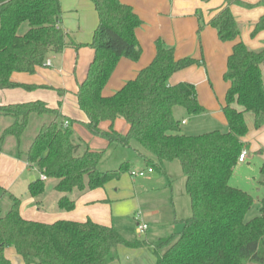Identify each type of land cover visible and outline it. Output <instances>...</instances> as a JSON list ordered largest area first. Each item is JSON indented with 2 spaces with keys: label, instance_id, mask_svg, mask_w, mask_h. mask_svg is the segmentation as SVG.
I'll list each match as a JSON object with an SVG mask.
<instances>
[{
  "label": "trees",
  "instance_id": "obj_1",
  "mask_svg": "<svg viewBox=\"0 0 264 264\" xmlns=\"http://www.w3.org/2000/svg\"><path fill=\"white\" fill-rule=\"evenodd\" d=\"M91 1L98 15L88 44L94 54L74 94L78 108L86 115L82 125L109 143L131 147V142H136L139 147L132 149L148 168L165 172L167 164L177 161L191 215L180 221L182 229L178 233L154 242L127 240L112 226L90 219L52 223L26 219L19 211L20 198L8 193L10 204L5 212L0 209V264H12L4 254L10 247L24 264H109L117 259L119 246H152L154 264H264V196L259 201L260 214L245 221L253 199L246 191L229 185L238 156L248 146L245 136L264 126V49L251 50L238 41L240 24L230 11L232 4L252 5L224 0L207 23L220 41L234 42L223 74L228 83L222 107L227 129L190 135L181 132V121L174 117L173 109L201 113L195 87L188 82L170 85L168 78L178 70L203 64V60L176 59L173 49L157 40L152 62L114 94L103 96L102 89L118 61L140 57L135 31L141 20L130 6L118 0ZM260 4L264 6V0ZM61 14L60 0H0V89L51 88L17 83L10 76L14 72L33 74L45 66L50 53L82 46L60 26ZM23 25L26 29L20 33ZM261 30L264 15L254 23L251 36ZM55 91L59 96L66 92ZM32 114L52 118L38 128L27 150L19 153L46 179L55 181V191L62 194L58 201L61 209L74 208V201L67 196L73 190L102 188L130 173L127 163L117 169L100 170L104 151L90 149L71 128L74 120L41 100L0 105V115L12 119L0 140L12 136L19 143ZM116 119L126 122V132L114 129ZM65 120L68 127L63 125ZM102 122L109 123L107 130L101 129ZM259 172V184L264 187V161ZM44 189V180L38 179L29 184L28 193L36 197Z\"/></svg>",
  "mask_w": 264,
  "mask_h": 264
},
{
  "label": "crops",
  "instance_id": "obj_2",
  "mask_svg": "<svg viewBox=\"0 0 264 264\" xmlns=\"http://www.w3.org/2000/svg\"><path fill=\"white\" fill-rule=\"evenodd\" d=\"M118 1L130 6L141 20V25L135 31L136 39L141 47V55L136 61L127 58H121L118 61L102 89V95L114 94L127 81L134 79L141 69L148 66L156 53V41L160 40L165 47L173 49L176 59L192 57L203 60V64L178 70L168 78L170 85L180 82L193 84L197 101L203 108L201 113L194 115L181 107L173 109L174 117L181 121V132L193 135L206 133V131L197 130L207 128H212L207 132L216 130V128L226 130L227 122L222 107L228 83L224 81L223 74L234 42L220 41L216 30L207 24L216 10L223 5L224 0L206 2L201 0ZM241 1L252 7L238 4L230 6L233 17L240 24L238 41L251 50L264 49V30L251 36L254 23L264 15V6L260 4L263 0ZM60 6L62 11L60 26L68 33L70 39L82 46L77 49L67 46L59 53H50L46 60H49L51 65L39 67L33 74L12 73L10 79L14 82L47 86L52 89L43 87H37L32 91L22 88L0 89V105L41 100L49 107L59 108L63 116L74 120L71 128L76 135L81 137L90 149L101 150L98 148H105L107 141L92 135L82 125L86 120V115L78 108L74 95L78 84L84 80L93 58L94 51L88 44L98 24V15L91 0H60ZM200 24L203 26L198 32ZM55 89H63L66 92L59 96ZM10 124V121L5 122L3 130ZM108 126V122L100 124L103 130H107ZM113 126L120 133L128 129L123 119H116ZM244 141L248 145L246 148L249 151L248 156L253 153L262 163L264 161V126L250 130ZM19 152V150L14 151L12 147L0 151V191L4 193L0 195V198L8 193L19 197L21 216L38 222L52 223L58 220L83 222L90 219L98 224L112 226L119 230L114 223L117 216H123L139 207L140 199L136 194L135 185L147 183L149 180L143 179L144 175L141 176L142 178H136L128 173L131 185L128 181L127 187L113 180L114 182L110 181L102 188L84 192L73 190L67 196L74 201V208L64 210L58 206L62 194L55 191L54 180L45 179L43 193L36 197L30 196L28 186L31 182L40 179L41 174L37 166L28 164ZM49 181H51L50 188L47 185ZM156 202L162 208L141 214V220L150 225L154 222L157 227L151 229L150 225L145 223L146 231L151 229L143 238L148 242H154L172 234L165 235L167 232L163 231L170 218L163 206L164 201L157 200ZM141 220L137 215L135 225L139 221L142 222ZM117 253V259L109 264H154L156 259L152 246L141 248L119 246ZM4 254L12 264H24L14 248L5 249Z\"/></svg>",
  "mask_w": 264,
  "mask_h": 264
},
{
  "label": "rangeland",
  "instance_id": "obj_3",
  "mask_svg": "<svg viewBox=\"0 0 264 264\" xmlns=\"http://www.w3.org/2000/svg\"><path fill=\"white\" fill-rule=\"evenodd\" d=\"M25 29L26 25H23L20 28V33L25 31ZM51 118V116L46 114L43 116L35 114L30 115L26 128L24 129L20 137L19 143L14 137L7 136L3 140H0V151L6 150L10 147H12L14 151H26L31 141L33 140L35 134L37 133L38 128L43 123L49 122ZM8 121L12 123L11 118L0 115V138L5 122ZM247 121H251L250 115L247 116ZM209 130H212V128L197 131L207 132ZM216 130L222 132L226 131L223 128H216ZM133 147H139V145L134 141L131 142V147H123L121 145L107 142L105 148H98L104 151L102 161L99 165L100 170L105 171L117 169L123 163L128 164L130 171H137L142 168H146L147 166L145 165L144 161H141L140 157L136 155V152L132 149ZM247 153H249L248 150ZM21 157L23 158V155H21ZM260 164L261 162L258 160V157L252 153L250 156H247L246 160L243 163L238 162L236 164L229 178L230 186L237 187L246 191L251 195L253 199V203L245 215V221H248L260 214L259 201L264 196V187L259 184L262 179L259 172ZM146 169L144 170L143 179H149L147 183L135 185L136 194L140 199L139 207L134 208L132 212L129 211L123 216H117L114 221L119 230H117L115 227L113 228L120 232L123 237L127 240L143 239L151 229L157 228L155 227L156 224L154 225V222H151L150 225L149 223L144 222V220H141L142 213L152 212L158 209L159 207L162 208V206H159V203L156 202L157 200L164 201L165 205L163 206L165 208V211H168V214L170 216L169 222L166 225L167 227L165 226L163 228V231L165 230L167 232V234L165 235H169V233L180 232L182 229V224L180 221L186 219L191 215L190 200L185 191L184 176L180 164L177 161L169 163L168 165H166L165 172H160L153 168L151 171H147ZM117 181H119V183L121 185H124L125 187H127V184L129 183L128 181H130L129 185H131V180L128 173L122 175L121 178ZM50 184L51 181L47 182L48 188L51 187ZM2 193L3 192L0 191V195L4 194ZM9 204L10 200L8 195H4L0 198V209L2 212L6 211ZM137 215L139 216V219L142 221V223H147L148 225H150V230H145L142 234H138L136 232L135 218Z\"/></svg>",
  "mask_w": 264,
  "mask_h": 264
},
{
  "label": "built area",
  "instance_id": "obj_4",
  "mask_svg": "<svg viewBox=\"0 0 264 264\" xmlns=\"http://www.w3.org/2000/svg\"><path fill=\"white\" fill-rule=\"evenodd\" d=\"M50 65H51L50 61L49 60H46L45 66H50ZM63 125H64V127H68L69 126V121L65 120L64 123H63ZM247 156H248L247 150L246 149H243L240 152L239 156H238V162H244L246 160ZM146 170L147 171H151L152 168L149 167ZM130 175L133 176V177H141V176L144 175V170H140V171H130ZM40 179L41 180H45L46 177L43 176V175H40ZM146 229H147V225L145 223H142V222L139 221L136 224V232L138 234H142Z\"/></svg>",
  "mask_w": 264,
  "mask_h": 264
}]
</instances>
